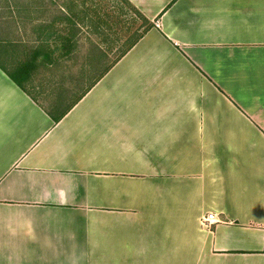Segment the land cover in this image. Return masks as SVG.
I'll use <instances>...</instances> for the list:
<instances>
[{
    "label": "crops",
    "instance_id": "obj_1",
    "mask_svg": "<svg viewBox=\"0 0 264 264\" xmlns=\"http://www.w3.org/2000/svg\"><path fill=\"white\" fill-rule=\"evenodd\" d=\"M127 1L152 28L57 124L0 43V264H264V0Z\"/></svg>",
    "mask_w": 264,
    "mask_h": 264
},
{
    "label": "rangeland",
    "instance_id": "obj_2",
    "mask_svg": "<svg viewBox=\"0 0 264 264\" xmlns=\"http://www.w3.org/2000/svg\"><path fill=\"white\" fill-rule=\"evenodd\" d=\"M44 5L45 22L57 15L58 11H62L77 25L79 32L72 43L73 53L67 58L60 59L54 68L47 67L40 61L31 63L26 48L7 44L3 46H6L7 56L10 57L7 58L9 61L6 59V67L13 68L15 62L17 68L23 69L26 73L24 79L26 91L47 108L62 93H65L63 95L65 103L73 101L100 74L102 65L93 71L88 67L89 51L92 46L106 53L104 64L106 66L146 28L144 22L122 0H46ZM42 9L36 7L32 9L33 15L39 16L38 12ZM55 28L68 30L69 27L56 25ZM26 29L25 44L31 47L30 41L33 37L30 26ZM92 53L94 55V51ZM23 66H27L26 69ZM15 75L21 79L18 74Z\"/></svg>",
    "mask_w": 264,
    "mask_h": 264
},
{
    "label": "trees",
    "instance_id": "obj_3",
    "mask_svg": "<svg viewBox=\"0 0 264 264\" xmlns=\"http://www.w3.org/2000/svg\"><path fill=\"white\" fill-rule=\"evenodd\" d=\"M45 1L46 0H0V43L7 45H14V47H22L28 50L29 61L31 63L42 62L47 67H54L58 65L60 59L67 58L73 53V41L77 34L78 28L75 22L65 12L58 11V14L53 16L51 20L45 22ZM122 2L130 8V10L137 15L146 25L143 32L136 37L110 64L104 66L106 53L100 48L92 46L89 51V64L93 70L102 65L103 69L100 74L93 79L92 83L73 101L69 103L64 102V94L62 93L52 101L49 107L42 106L30 93L25 89L24 92L47 114V116L57 124L79 101L82 97L117 63L133 46L141 39V37L152 28L151 23L146 20L127 0ZM49 3H52L49 1ZM39 8V16H34L32 9ZM45 9V10H44ZM56 25L60 27H69L68 30L55 28ZM30 26L31 47L26 46V27ZM26 40V41H25ZM94 51V55L93 52ZM93 55V56H92ZM27 65V64H26ZM30 65V64H29ZM28 65V66H29ZM27 66H23V68ZM22 74L25 71L21 70ZM27 72V71H26Z\"/></svg>",
    "mask_w": 264,
    "mask_h": 264
},
{
    "label": "built area",
    "instance_id": "obj_4",
    "mask_svg": "<svg viewBox=\"0 0 264 264\" xmlns=\"http://www.w3.org/2000/svg\"><path fill=\"white\" fill-rule=\"evenodd\" d=\"M156 26L158 25V23L155 24ZM217 220L215 219V216L212 214H208L206 216H204L201 220H200V226L203 229H210L212 227V225L214 223H216Z\"/></svg>",
    "mask_w": 264,
    "mask_h": 264
}]
</instances>
